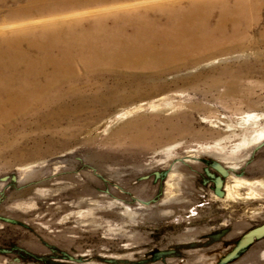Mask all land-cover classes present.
Here are the masks:
<instances>
[{
    "label": "rangeland",
    "instance_id": "374dc122",
    "mask_svg": "<svg viewBox=\"0 0 264 264\" xmlns=\"http://www.w3.org/2000/svg\"><path fill=\"white\" fill-rule=\"evenodd\" d=\"M26 1L0 0V16H19L12 8ZM203 1L60 0L31 10L44 20L73 10L80 22L36 24L20 34L26 42H87L109 59L126 54L123 42L199 49L166 66L74 60L30 112L0 122V264H264V237L223 260L264 222V0L184 7ZM102 3L114 8L99 12ZM39 110L53 116L34 117ZM247 114L258 119L241 123ZM216 163L232 167L222 197Z\"/></svg>",
    "mask_w": 264,
    "mask_h": 264
},
{
    "label": "bare ground",
    "instance_id": "6f19581e",
    "mask_svg": "<svg viewBox=\"0 0 264 264\" xmlns=\"http://www.w3.org/2000/svg\"><path fill=\"white\" fill-rule=\"evenodd\" d=\"M46 1L55 2L60 0H27L26 2L16 5L15 7L13 6L14 8H12V14L18 11L19 16H5L4 14H1L0 16V39H4L2 42H0V49L1 47H4L6 49L5 52H8V55H4L5 52L0 53V66H3L4 68V73L0 74V76H5V78L0 79V122H3L15 116L25 115L24 113L27 114L28 112H30L31 104H33L35 101L42 100L43 96L46 94L48 87H50L52 83H54L58 79L62 80L66 77V74L70 70V67L67 68V66L72 64L74 60H78V62L84 64L86 68H90L91 65L105 66L108 64V62H111L112 64H115L114 62L118 61L127 62L133 57L138 59V61L136 62V65L138 66L145 65V62L149 60V64H151V66L153 63L156 66H166L178 61L177 57L192 55L199 49V47H188V42H181V44L176 45L178 46V48L172 47L170 49H168L169 46L175 45V42H166L165 46L157 45L158 42H135L141 45L138 48L131 46L132 42H123V44L127 45L126 47H124V51L126 52V54L123 56L122 53H116L114 57H111L109 59L108 55L110 53V50L98 46L91 47L87 42L33 43L26 42V37L19 38L21 33H26V30L30 33L33 26L36 24L43 25L48 21L54 20L57 21L56 24L63 27L65 25L76 26V23L78 24V22H80V20L78 22L75 21L76 23L73 22V18L76 17V14H78V12L73 10H68L61 16L50 15L45 20L39 19L38 17H36L35 13L31 12V10L41 4H44L43 2ZM239 1H241L239 3L243 2V0ZM214 2V0H211L209 2L203 1L197 7L194 3L186 5L184 7L189 9L191 12L198 11L200 8L203 9V7H205V11L208 12L207 8ZM119 6H117L119 9H115V11H117V20H122L125 19V17L118 11H123V9H121L122 7ZM96 7H100V10H98L99 12L106 10L105 13H107V10L114 8L110 7V5L105 6L104 3L97 5ZM242 8L244 7H238L239 14L243 12L242 15H246L247 10L244 11ZM258 9L259 5L256 4L255 10L253 12L252 9L249 10V19L254 20V17L258 15ZM28 10H30V12ZM222 11H225V9H223ZM130 14L133 13L130 12ZM242 15H239L238 18ZM5 18H8L10 20H7ZM14 18L19 19L14 20ZM208 21L209 18L207 17L205 23L208 24ZM240 22V20L237 21V25ZM225 23H227L225 18H223V20L220 19L217 22L218 26H220L221 28H225ZM28 25L29 28L25 27ZM15 27L16 29L9 31V29ZM247 30V28L246 30L243 29L240 32H238V30V33L236 32L234 36H236L237 40L243 38V35L244 33L246 34ZM207 43L209 44V46H211L210 49L217 48L213 47V43ZM24 45H26V47ZM152 46L154 47L152 48ZM58 49L60 51H57ZM25 61H28L29 63H26ZM30 75H33V77L30 78ZM18 83L26 84V87L21 90H17L15 88V85ZM133 85L135 87L134 91H137L136 88L141 84H139L138 81H133ZM158 105L159 104L155 101L149 102V106L153 108ZM141 107L142 105H140L138 108ZM39 112L40 110L37 114H35L34 117L40 115L44 118H47L50 114L53 116V114L50 112H46L45 114H40ZM128 112L129 111L118 114V116H116L117 121L123 120L127 116ZM257 119L258 117L256 114H247L242 117L241 123H246L249 122V120ZM106 122L112 123V120L109 119L106 120ZM12 136L15 138L14 134ZM7 138H9V136ZM1 140L3 142H8L5 141L6 135H4V138H1ZM9 142L10 146H12V141ZM241 183V181H237V183L232 186V189H234ZM228 194L234 195L231 190L228 192Z\"/></svg>",
    "mask_w": 264,
    "mask_h": 264
},
{
    "label": "flooded vegetation",
    "instance_id": "af4514ba",
    "mask_svg": "<svg viewBox=\"0 0 264 264\" xmlns=\"http://www.w3.org/2000/svg\"><path fill=\"white\" fill-rule=\"evenodd\" d=\"M218 165H220L221 167H219ZM213 168L215 170V173L212 174L211 176L214 177V192H216V194H218L221 197L225 196L226 195L225 190L227 189V186L225 185V183H226L227 177L230 175V172L232 171L231 170L232 167L231 166L229 167L221 163H216L213 165ZM234 169H238V168H234ZM242 174L244 175L243 171H238V175H242ZM242 180L243 179L236 178L234 185L237 183V181H241L243 183ZM233 182H234V179H233ZM246 182L250 184V182L248 181ZM250 185L253 186V183Z\"/></svg>",
    "mask_w": 264,
    "mask_h": 264
},
{
    "label": "water",
    "instance_id": "95a60500",
    "mask_svg": "<svg viewBox=\"0 0 264 264\" xmlns=\"http://www.w3.org/2000/svg\"><path fill=\"white\" fill-rule=\"evenodd\" d=\"M218 166L221 167L220 165ZM261 237H264V222L247 231L242 236L239 243L234 247V249L229 254H227L223 258V260L228 261L229 259L233 258L242 248L253 243L256 239H259Z\"/></svg>",
    "mask_w": 264,
    "mask_h": 264
}]
</instances>
